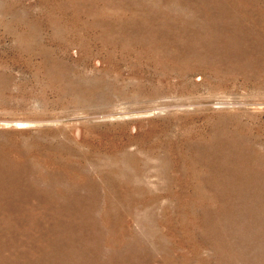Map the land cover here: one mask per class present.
Returning <instances> with one entry per match:
<instances>
[{"label": "rangeland", "instance_id": "obj_1", "mask_svg": "<svg viewBox=\"0 0 264 264\" xmlns=\"http://www.w3.org/2000/svg\"><path fill=\"white\" fill-rule=\"evenodd\" d=\"M0 264H264V0H0Z\"/></svg>", "mask_w": 264, "mask_h": 264}]
</instances>
